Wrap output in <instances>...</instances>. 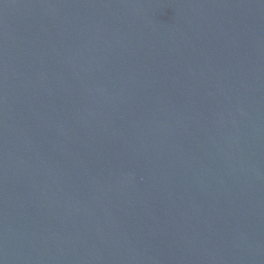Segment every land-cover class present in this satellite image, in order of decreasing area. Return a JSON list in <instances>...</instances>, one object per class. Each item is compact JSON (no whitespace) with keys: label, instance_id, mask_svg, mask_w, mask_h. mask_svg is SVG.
Instances as JSON below:
<instances>
[{"label":"water","instance_id":"obj_1","mask_svg":"<svg viewBox=\"0 0 264 264\" xmlns=\"http://www.w3.org/2000/svg\"><path fill=\"white\" fill-rule=\"evenodd\" d=\"M0 264H264V0H0Z\"/></svg>","mask_w":264,"mask_h":264}]
</instances>
